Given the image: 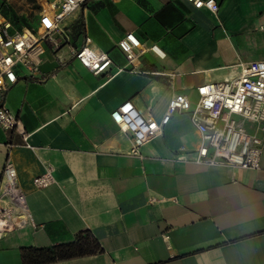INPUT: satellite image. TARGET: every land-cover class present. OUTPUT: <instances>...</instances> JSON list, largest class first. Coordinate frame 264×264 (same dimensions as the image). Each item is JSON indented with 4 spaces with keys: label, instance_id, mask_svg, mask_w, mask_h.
Instances as JSON below:
<instances>
[{
    "label": "crops",
    "instance_id": "1",
    "mask_svg": "<svg viewBox=\"0 0 264 264\" xmlns=\"http://www.w3.org/2000/svg\"><path fill=\"white\" fill-rule=\"evenodd\" d=\"M215 1L216 11L189 0H86L65 17L59 48L43 39L36 68L16 67L0 105L19 127L0 126V169L9 157L32 221L2 233L0 264H23V248L81 230L100 250L40 264H264V124L261 166L250 169L195 162L201 136L189 111L171 114L140 155L110 116L131 100L159 121L176 93L194 103L198 85L264 59V0ZM128 32L144 48L132 64L118 45ZM84 44L109 55L107 72L79 61ZM45 166L55 181L38 188Z\"/></svg>",
    "mask_w": 264,
    "mask_h": 264
},
{
    "label": "built area",
    "instance_id": "2",
    "mask_svg": "<svg viewBox=\"0 0 264 264\" xmlns=\"http://www.w3.org/2000/svg\"><path fill=\"white\" fill-rule=\"evenodd\" d=\"M36 27L11 29L10 21L0 10V92L6 83L16 82V67L36 68L31 52L40 41L48 39L59 48L65 34L63 21L86 0H36ZM196 7L205 6L216 11L215 0H189ZM47 21V23H45ZM87 40V38H86ZM125 52L128 64L137 59L144 48L139 39L128 32L118 41ZM150 48L157 54L156 45ZM79 61L91 71L107 72L112 60L106 52L96 53L87 44L74 50ZM124 69L119 66L117 70ZM131 70L137 71L135 68ZM197 99L191 103L183 93L173 95L165 114L157 121L141 112L131 100L114 108L110 116L132 138V152L140 155L139 147L148 142L166 124L176 111H189L192 125L200 132L201 142L195 151L194 161L206 165H238L256 169L261 166L262 139L258 131L264 124V59L242 64L239 75L218 82H205L196 87ZM118 118V119H117ZM0 126L18 130L19 120L14 112L0 105ZM252 126V130L248 129ZM23 139L26 137L22 135ZM10 146L5 143V147ZM33 184L42 188L55 181L53 168L33 177ZM24 219L32 221L25 194L17 182L16 168L9 157L0 169V236Z\"/></svg>",
    "mask_w": 264,
    "mask_h": 264
},
{
    "label": "trees",
    "instance_id": "3",
    "mask_svg": "<svg viewBox=\"0 0 264 264\" xmlns=\"http://www.w3.org/2000/svg\"><path fill=\"white\" fill-rule=\"evenodd\" d=\"M0 5V10H2ZM29 27L34 28L32 25ZM100 250V244L89 230L79 231L73 240L46 248L25 247L22 249L23 264H40L59 259L91 254Z\"/></svg>",
    "mask_w": 264,
    "mask_h": 264
},
{
    "label": "rangeland",
    "instance_id": "4",
    "mask_svg": "<svg viewBox=\"0 0 264 264\" xmlns=\"http://www.w3.org/2000/svg\"><path fill=\"white\" fill-rule=\"evenodd\" d=\"M1 13L11 23V29L36 27V0H0Z\"/></svg>",
    "mask_w": 264,
    "mask_h": 264
},
{
    "label": "bare ground",
    "instance_id": "5",
    "mask_svg": "<svg viewBox=\"0 0 264 264\" xmlns=\"http://www.w3.org/2000/svg\"><path fill=\"white\" fill-rule=\"evenodd\" d=\"M159 52L162 53L161 50H159Z\"/></svg>",
    "mask_w": 264,
    "mask_h": 264
},
{
    "label": "snow or ice",
    "instance_id": "6",
    "mask_svg": "<svg viewBox=\"0 0 264 264\" xmlns=\"http://www.w3.org/2000/svg\"><path fill=\"white\" fill-rule=\"evenodd\" d=\"M45 23H47V21H45ZM118 119V118H117Z\"/></svg>",
    "mask_w": 264,
    "mask_h": 264
}]
</instances>
